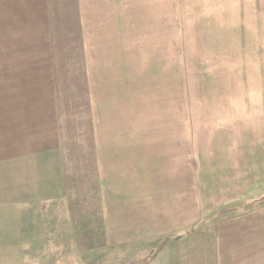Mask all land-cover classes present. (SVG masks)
<instances>
[{
  "label": "crops",
  "instance_id": "obj_1",
  "mask_svg": "<svg viewBox=\"0 0 264 264\" xmlns=\"http://www.w3.org/2000/svg\"><path fill=\"white\" fill-rule=\"evenodd\" d=\"M123 1L0 0V232L58 227L59 204L81 199L89 209L94 199L99 227L115 218L116 245L171 237L140 262L264 264V111L246 112L241 136L205 128L194 151L185 128L175 143L97 139L94 87L106 67L92 57L115 39L107 24ZM68 55L82 56L81 66L57 63ZM72 87L82 94L69 95ZM127 216L131 227H119Z\"/></svg>",
  "mask_w": 264,
  "mask_h": 264
},
{
  "label": "rangeland",
  "instance_id": "obj_2",
  "mask_svg": "<svg viewBox=\"0 0 264 264\" xmlns=\"http://www.w3.org/2000/svg\"><path fill=\"white\" fill-rule=\"evenodd\" d=\"M114 20L107 35L114 32L115 39L103 41V53L92 57L106 67L94 87L101 142L175 143L185 128L194 151L205 128L241 136L246 112L264 111V0H124ZM56 61L80 67L82 56ZM68 90L82 94L83 88ZM98 203L91 199L89 209L81 199L59 204L58 227L0 232V264H146L137 257L150 260L169 245L171 237L158 233L116 245L115 218L112 227H99ZM155 219L161 227V217ZM126 220L119 227H131Z\"/></svg>",
  "mask_w": 264,
  "mask_h": 264
}]
</instances>
